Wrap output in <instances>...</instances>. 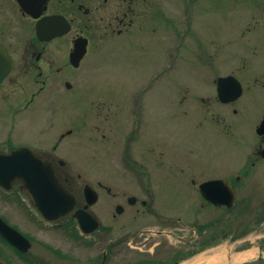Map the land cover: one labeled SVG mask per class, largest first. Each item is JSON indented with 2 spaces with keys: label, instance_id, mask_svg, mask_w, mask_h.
<instances>
[{
  "label": "rangeland",
  "instance_id": "rangeland-1",
  "mask_svg": "<svg viewBox=\"0 0 264 264\" xmlns=\"http://www.w3.org/2000/svg\"><path fill=\"white\" fill-rule=\"evenodd\" d=\"M134 2L140 15L135 14L132 26L121 34L103 28L105 21H99L100 16L121 12L117 0H95L96 20L79 18V26L75 24L84 28L90 45L73 71L75 79L69 80L78 90L49 101L54 103V122L48 137L72 130L63 140V155L57 153L64 165H55L56 172L72 181L76 206L83 203L84 185L97 191L98 199L89 210L101 224L161 229L163 234L152 241L159 244L144 253L145 257L152 253L158 264H173V256L190 252L177 264L210 255H218L220 264H262L264 158L254 166L250 163L259 143L255 128L264 113V0ZM260 18L262 23L254 27V19ZM226 74L239 79L243 92L235 102L221 104L215 79ZM48 96L49 91L43 95ZM137 114L143 121L134 122ZM38 115L28 111L20 116L27 138L36 139ZM8 133L12 115L0 109V147ZM138 163L146 164L140 170L144 175L132 169ZM171 164L177 168L171 176L178 181L173 186L164 184L170 180L163 168ZM237 174L242 178L234 182L233 209L199 208L196 186L201 180ZM146 176L152 198L143 194L140 197L148 200L145 206L137 202L111 221L114 205H125L124 193H137L136 179L145 183ZM190 178L195 184L189 185ZM96 181L110 187V194L98 189ZM3 193L0 189V212L35 241L69 240L66 234L57 237L60 230L33 212L26 218L18 205L4 201ZM148 210L159 211V218ZM162 219L173 223L161 226ZM200 225H205L202 231ZM62 226L68 230L75 226L74 220L65 216ZM207 240L212 243L203 248ZM0 262L12 264V248L1 238Z\"/></svg>",
  "mask_w": 264,
  "mask_h": 264
},
{
  "label": "flooded vegetation",
  "instance_id": "flooded-vegetation-1",
  "mask_svg": "<svg viewBox=\"0 0 264 264\" xmlns=\"http://www.w3.org/2000/svg\"><path fill=\"white\" fill-rule=\"evenodd\" d=\"M21 1L23 6L19 0H0V57L2 51L7 58L8 64L7 68L5 65L0 66L1 70L5 69L6 71L0 80V109L4 111V114L12 115V133L5 134L0 153L10 152L24 146L40 152L51 163L60 182L74 193L71 186L72 181L66 175L57 173L55 169V165H64V161L57 153L62 154L63 140L71 135L72 130L68 129L65 132L56 131L55 134H51L52 136L48 137V128L54 122L53 118H51L54 103H49V101L56 97H61L67 91L78 90V88L73 87L74 84L69 80L71 78L75 79L76 76L73 71L80 67L86 56L90 39L83 34L84 28H76L75 24L78 25L79 18H86L87 21L96 20V11L99 10V7L98 5H93L95 0ZM104 1L106 2V0ZM117 5L121 9L120 13L116 10V13L112 16H100L99 21H105L103 28L113 33L121 34L132 26L135 14L139 17L140 8L137 7V3L134 0H117ZM46 18H53V21L44 29L45 31L43 30L44 32L40 36L37 34V24ZM262 19H254V21L257 20L254 27L260 25ZM65 20L70 25L69 31L60 33ZM71 31H74V33L69 35L71 36L69 41L65 40ZM79 36L86 38V52L78 60L77 65L74 66L71 63L70 54ZM70 71L72 74H70ZM262 78H264V75ZM253 80L256 82L258 78L255 76ZM47 91H49V96L43 97ZM28 111L39 113L35 140L27 138L23 134L21 127L20 116ZM138 116L139 114L134 116L135 123L143 121L138 119ZM258 138L259 143L254 151L255 158L251 161V166L256 165L259 158H264L262 157L264 152V134ZM50 143H52L51 146H49ZM145 165V163H138L132 169H136L135 171L144 175L146 172L144 173V171L141 172L140 170H144ZM163 169L167 170V173L164 174L168 175L170 180V183L164 184L171 186L177 184V179L171 177L174 176L177 168H174V165L171 164ZM186 169L184 167L179 168L180 171ZM187 171L190 174H201L197 170L187 169ZM148 174L149 172H147V176ZM147 176L144 178L145 183L139 177L136 179L137 193H124V195L126 194L123 200L125 205L120 203L114 205L115 213L111 214V221H115L117 215L123 214L127 207H133L137 202L145 206L148 200L140 197L143 194L152 198L151 184ZM216 178L225 179L233 187L234 182L241 180L242 176L240 174L234 175L232 178L212 176L201 180L199 183ZM191 184H195L194 178L189 179V185ZM96 185L98 189H104L110 194V187L103 185L100 181H96ZM0 189L5 191L2 195L4 201L8 204L12 203V207L18 205V208L24 213L26 218H31L32 212L38 216L31 198L23 189L20 180L11 181L9 190H4L1 187ZM95 192L98 199V193L96 190ZM82 198L83 203L77 207H84L85 205L83 189ZM199 198V208L205 207L211 210L228 212V209L233 207L214 204L200 194ZM89 207L87 208L88 211H90ZM117 207H119L120 213H116ZM158 212L155 210L147 211V213L159 218ZM137 213H139L138 208L132 212L133 218H136ZM141 213H145V210H141ZM68 215L71 216L72 213L70 212ZM0 218L9 226L18 230L29 241V246L23 250L20 247L8 244L3 239L12 248V264H158L160 262L159 259L152 257V253L149 257H145L144 253L150 251L151 248L149 246L151 247L152 244L154 246L159 244V242L154 243L152 241L163 234L161 229L152 227H133L132 229L126 225H103L98 221L99 225L86 234L77 225L66 230L62 226L65 220L61 218L52 222L54 226L52 228H58L61 231L55 233L57 237L64 238L66 234L70 238L68 237V241L55 244L47 241H35L28 233L10 222L1 212ZM164 219L160 221H164ZM178 220H180V217H178ZM172 223L173 221H164L161 226L171 225ZM146 246L148 247L145 248ZM131 253L135 254L131 256ZM0 264L2 263L0 262Z\"/></svg>",
  "mask_w": 264,
  "mask_h": 264
},
{
  "label": "water",
  "instance_id": "water-1",
  "mask_svg": "<svg viewBox=\"0 0 264 264\" xmlns=\"http://www.w3.org/2000/svg\"><path fill=\"white\" fill-rule=\"evenodd\" d=\"M22 4V1L19 0ZM53 18H46L37 24V33L43 34ZM69 25L64 21L60 33L67 32ZM44 30V31H43ZM85 38H77L74 49L70 54L71 62L77 65L80 57L85 53ZM0 66L5 65L7 58L1 51ZM5 69L0 68V80L5 75ZM216 91L222 102H230L238 98L242 92L241 85L233 76L220 77L217 80ZM257 134L264 132V117L256 129ZM264 155V152L263 154ZM19 178L32 202L44 220H54L72 210L76 204L75 197L58 180L51 163L41 153L28 147H22L9 153L0 154V184L8 187L9 182ZM199 192L214 204L231 206L234 201V191L230 185L221 179L208 180L198 186ZM87 204L77 209L74 216L78 224L84 228L97 226V220L86 210V207L96 199L94 191L86 185L84 188ZM119 213L120 209L117 207ZM89 228V229H90ZM85 232L90 230L85 229ZM0 234L11 244L24 249L27 240L0 219Z\"/></svg>",
  "mask_w": 264,
  "mask_h": 264
},
{
  "label": "bare ground",
  "instance_id": "bare-ground-1",
  "mask_svg": "<svg viewBox=\"0 0 264 264\" xmlns=\"http://www.w3.org/2000/svg\"><path fill=\"white\" fill-rule=\"evenodd\" d=\"M203 261H206V264H220L223 262L218 255H210L197 257L190 264H200Z\"/></svg>",
  "mask_w": 264,
  "mask_h": 264
},
{
  "label": "trees",
  "instance_id": "trees-1",
  "mask_svg": "<svg viewBox=\"0 0 264 264\" xmlns=\"http://www.w3.org/2000/svg\"><path fill=\"white\" fill-rule=\"evenodd\" d=\"M217 223L219 222V219H216L215 220ZM213 224V223H212ZM225 226H227V225H225ZM205 228V225H200V226H198V229H199V231H202L203 229ZM243 232H245V231H243ZM218 233V232H217ZM239 234H242V232L241 233H239ZM215 234H213V235H210V239H212V241L215 239ZM212 241H209V240H207V241H204V242H202V247L204 248V247H206L207 245H209L210 243H212ZM189 255H191V252L190 253H187V254H184L183 256L181 255V256H176V260L177 259H179V258H185V257H187V256H189Z\"/></svg>",
  "mask_w": 264,
  "mask_h": 264
}]
</instances>
